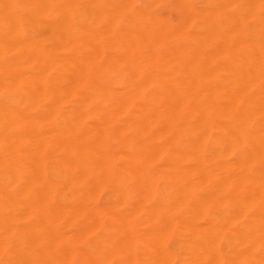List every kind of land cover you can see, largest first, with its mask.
<instances>
[{
    "label": "bare ground",
    "instance_id": "obj_1",
    "mask_svg": "<svg viewBox=\"0 0 264 264\" xmlns=\"http://www.w3.org/2000/svg\"><path fill=\"white\" fill-rule=\"evenodd\" d=\"M173 263L264 264V0H0V264Z\"/></svg>",
    "mask_w": 264,
    "mask_h": 264
},
{
    "label": "rangeland",
    "instance_id": "obj_2",
    "mask_svg": "<svg viewBox=\"0 0 264 264\" xmlns=\"http://www.w3.org/2000/svg\"><path fill=\"white\" fill-rule=\"evenodd\" d=\"M144 1L145 0H136V4H137V6L138 7H141L143 4H144ZM196 2V1H195ZM197 3V2H196ZM198 4H199V2H198ZM180 11V9H174L173 11H172V13H171V15H172V17H174V18H177L178 17V12ZM255 20V19H254ZM197 27V23L195 24V25H192V28L195 30V28ZM221 77H223V75L222 74H220V78ZM257 90H255L254 92H256ZM207 148H208V150L210 151V152H213V154L215 153V152H217V147H215V146H213L212 144H208L207 145ZM215 151V152H214ZM233 158H230V159H227V160H232ZM173 264H176V263H173Z\"/></svg>",
    "mask_w": 264,
    "mask_h": 264
}]
</instances>
